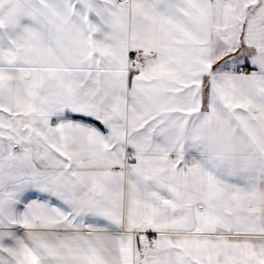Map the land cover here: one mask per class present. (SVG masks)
Returning a JSON list of instances; mask_svg holds the SVG:
<instances>
[{"label":"snow or ice","instance_id":"snow-or-ice-1","mask_svg":"<svg viewBox=\"0 0 264 264\" xmlns=\"http://www.w3.org/2000/svg\"><path fill=\"white\" fill-rule=\"evenodd\" d=\"M0 264H264V0H0Z\"/></svg>","mask_w":264,"mask_h":264}]
</instances>
